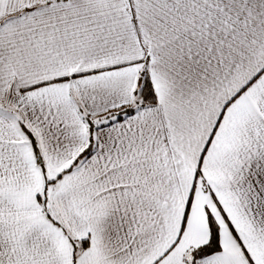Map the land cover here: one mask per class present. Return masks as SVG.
<instances>
[{
	"label": "snow or ice",
	"instance_id": "snow-or-ice-1",
	"mask_svg": "<svg viewBox=\"0 0 264 264\" xmlns=\"http://www.w3.org/2000/svg\"><path fill=\"white\" fill-rule=\"evenodd\" d=\"M0 264H264V0H0Z\"/></svg>",
	"mask_w": 264,
	"mask_h": 264
}]
</instances>
